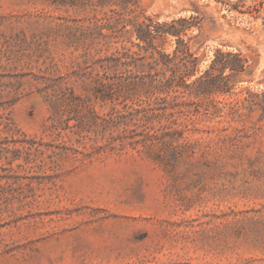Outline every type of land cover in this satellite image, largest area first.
Segmentation results:
<instances>
[{
    "label": "rangeland",
    "instance_id": "1",
    "mask_svg": "<svg viewBox=\"0 0 264 264\" xmlns=\"http://www.w3.org/2000/svg\"><path fill=\"white\" fill-rule=\"evenodd\" d=\"M80 1L0 0V264H264V0H230L231 11L216 0H141L158 23L197 18L201 30L184 38L200 75L214 60L219 70L246 60L226 80L213 72L183 138L147 148L129 143L140 132L116 128L86 131L99 143L48 135L44 86L76 64L74 27L90 15ZM159 45L175 48L170 37ZM76 91L89 119L92 103ZM41 140H71L83 154L62 150L55 163L53 148L30 150Z\"/></svg>",
    "mask_w": 264,
    "mask_h": 264
},
{
    "label": "trees",
    "instance_id": "2",
    "mask_svg": "<svg viewBox=\"0 0 264 264\" xmlns=\"http://www.w3.org/2000/svg\"><path fill=\"white\" fill-rule=\"evenodd\" d=\"M216 1L229 11L233 9L230 0ZM80 3L90 15L83 21L86 26L74 27L80 32L75 35L74 52L79 53L76 64L56 83L49 78L44 86L52 111L49 136H61L68 130L84 140L99 143V134L93 139L86 131L100 128L106 132L116 128L140 132L141 138L129 142L134 146L147 148L159 140L165 145L178 142L191 130L192 117L203 113L192 98L199 99L211 92L213 72L218 70L226 80L225 69L234 73L246 68L243 58L239 68L227 64L220 70L216 68L218 61L214 60L211 69L199 74L201 59L191 52L190 42L184 38L192 28L201 30L196 17L158 23L146 14L141 0H81ZM168 37L174 39L172 53H166L159 45L167 42ZM77 86L84 90L81 98L92 103L89 119L77 111L80 103ZM204 86L207 90H202ZM97 102L108 107V111H96ZM67 113L77 114L80 117L77 123L71 125L69 118L65 119ZM35 142H27L30 150L38 143L33 152L42 156L48 148H53L51 159L55 163L63 156L62 150L74 152L75 158L83 154L73 147L71 140L63 142V146L42 140ZM125 148L123 144L118 150L122 152ZM108 149V144H102L94 153H105ZM38 167L46 170V160H41Z\"/></svg>",
    "mask_w": 264,
    "mask_h": 264
}]
</instances>
